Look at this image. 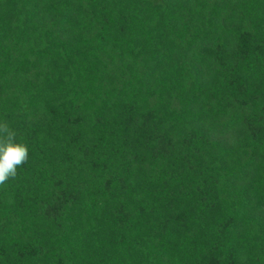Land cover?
<instances>
[{
    "label": "trees",
    "instance_id": "trees-1",
    "mask_svg": "<svg viewBox=\"0 0 264 264\" xmlns=\"http://www.w3.org/2000/svg\"><path fill=\"white\" fill-rule=\"evenodd\" d=\"M0 264H264V0H0Z\"/></svg>",
    "mask_w": 264,
    "mask_h": 264
},
{
    "label": "clouds",
    "instance_id": "clouds-1",
    "mask_svg": "<svg viewBox=\"0 0 264 264\" xmlns=\"http://www.w3.org/2000/svg\"><path fill=\"white\" fill-rule=\"evenodd\" d=\"M29 158L28 147L17 142V133L7 122H0V186L17 175V169Z\"/></svg>",
    "mask_w": 264,
    "mask_h": 264
}]
</instances>
